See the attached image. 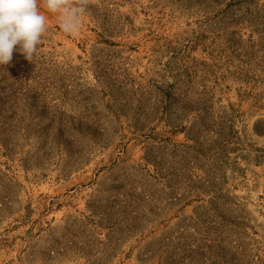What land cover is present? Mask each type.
<instances>
[{
  "label": "rangeland",
  "instance_id": "1",
  "mask_svg": "<svg viewBox=\"0 0 264 264\" xmlns=\"http://www.w3.org/2000/svg\"><path fill=\"white\" fill-rule=\"evenodd\" d=\"M46 15L0 65V264H264V0Z\"/></svg>",
  "mask_w": 264,
  "mask_h": 264
},
{
  "label": "clouds",
  "instance_id": "2",
  "mask_svg": "<svg viewBox=\"0 0 264 264\" xmlns=\"http://www.w3.org/2000/svg\"><path fill=\"white\" fill-rule=\"evenodd\" d=\"M88 4L89 0H0V65L10 63L14 48L33 62L47 31L46 13L57 14L63 33L79 34Z\"/></svg>",
  "mask_w": 264,
  "mask_h": 264
}]
</instances>
